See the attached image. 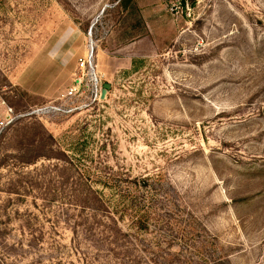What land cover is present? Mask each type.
Masks as SVG:
<instances>
[{
    "label": "rangeland",
    "instance_id": "1",
    "mask_svg": "<svg viewBox=\"0 0 264 264\" xmlns=\"http://www.w3.org/2000/svg\"><path fill=\"white\" fill-rule=\"evenodd\" d=\"M0 95V264H264V0H0Z\"/></svg>",
    "mask_w": 264,
    "mask_h": 264
},
{
    "label": "built area",
    "instance_id": "2",
    "mask_svg": "<svg viewBox=\"0 0 264 264\" xmlns=\"http://www.w3.org/2000/svg\"><path fill=\"white\" fill-rule=\"evenodd\" d=\"M91 57L92 55H88L85 59H80L79 62V69L81 71H88L91 67ZM94 75V73H93ZM84 75L78 78L77 86L70 89V91L67 93L66 97H75L80 88L83 86L85 88L84 82H83ZM92 97L95 99L100 98L101 95V89L98 85V80L95 78L93 81V86L91 89ZM47 110H56L55 107H50V109H39L35 111L36 113L45 112ZM23 115L18 114L14 108L9 105L4 98L0 95V133H2L4 130L8 129L12 125H14L20 118H22Z\"/></svg>",
    "mask_w": 264,
    "mask_h": 264
},
{
    "label": "water",
    "instance_id": "3",
    "mask_svg": "<svg viewBox=\"0 0 264 264\" xmlns=\"http://www.w3.org/2000/svg\"><path fill=\"white\" fill-rule=\"evenodd\" d=\"M109 89H110V85L104 84L103 90H102V95H101V99L102 100H105L106 95H107Z\"/></svg>",
    "mask_w": 264,
    "mask_h": 264
},
{
    "label": "trees",
    "instance_id": "4",
    "mask_svg": "<svg viewBox=\"0 0 264 264\" xmlns=\"http://www.w3.org/2000/svg\"><path fill=\"white\" fill-rule=\"evenodd\" d=\"M43 157V158H46V159H50V158H52V157H49L48 155H39L38 157ZM36 160V159H35ZM34 163V160H28V161H26L24 164H26V165H31V164H33Z\"/></svg>",
    "mask_w": 264,
    "mask_h": 264
}]
</instances>
